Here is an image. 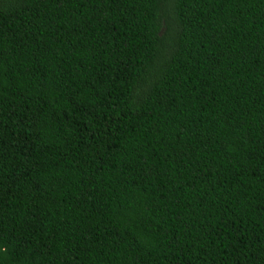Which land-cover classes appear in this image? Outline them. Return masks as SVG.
Wrapping results in <instances>:
<instances>
[{"label":"trees","instance_id":"obj_1","mask_svg":"<svg viewBox=\"0 0 264 264\" xmlns=\"http://www.w3.org/2000/svg\"><path fill=\"white\" fill-rule=\"evenodd\" d=\"M0 264H264V0H0Z\"/></svg>","mask_w":264,"mask_h":264}]
</instances>
